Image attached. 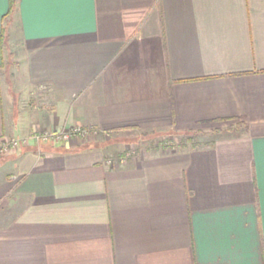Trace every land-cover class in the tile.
<instances>
[{"label": "crops", "instance_id": "0c3cea01", "mask_svg": "<svg viewBox=\"0 0 264 264\" xmlns=\"http://www.w3.org/2000/svg\"><path fill=\"white\" fill-rule=\"evenodd\" d=\"M2 27L0 140L89 134L0 159V264H264V0H0Z\"/></svg>", "mask_w": 264, "mask_h": 264}, {"label": "built area", "instance_id": "2783aa9c", "mask_svg": "<svg viewBox=\"0 0 264 264\" xmlns=\"http://www.w3.org/2000/svg\"><path fill=\"white\" fill-rule=\"evenodd\" d=\"M89 129L81 126H71L62 130H45L31 133L24 138H9L0 140V159L20 148L27 146L29 143H39L41 141L53 140L56 142L67 141L73 137H87Z\"/></svg>", "mask_w": 264, "mask_h": 264}, {"label": "rangeland", "instance_id": "374dc122", "mask_svg": "<svg viewBox=\"0 0 264 264\" xmlns=\"http://www.w3.org/2000/svg\"><path fill=\"white\" fill-rule=\"evenodd\" d=\"M13 58V54L8 53V58L6 57V60H8V62L12 63L14 62L12 59ZM86 138V137H85ZM199 137L197 136V138H194L192 141H190V143H188L187 147L192 148L193 146H200V145H204L206 144V141H199L198 139ZM159 139H168V138H158V137H152L149 135H144V136H138L137 138H135V144L133 146H130L129 148H126V150L128 152H132V151H137L139 149V147L143 148V147H149L153 144H155V141H158ZM198 139V140H196ZM166 145L163 144L164 146H168V147H176V148H182V144L178 143L179 140L178 138H169V140L165 141Z\"/></svg>", "mask_w": 264, "mask_h": 264}, {"label": "trees", "instance_id": "16d2710c", "mask_svg": "<svg viewBox=\"0 0 264 264\" xmlns=\"http://www.w3.org/2000/svg\"><path fill=\"white\" fill-rule=\"evenodd\" d=\"M13 6H14L13 3L10 2V8H9V10H8V13H7L9 16L11 15V12H12ZM4 33H5V27H4V28L2 27V29H1V34H0L1 41H3Z\"/></svg>", "mask_w": 264, "mask_h": 264}]
</instances>
